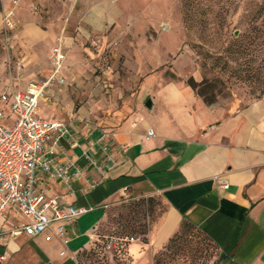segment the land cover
I'll return each instance as SVG.
<instances>
[{
  "label": "crops",
  "instance_id": "crops-1",
  "mask_svg": "<svg viewBox=\"0 0 264 264\" xmlns=\"http://www.w3.org/2000/svg\"><path fill=\"white\" fill-rule=\"evenodd\" d=\"M72 1L20 0L13 5L1 0L3 11L12 9L14 22L22 27L12 32L10 41V47L18 43L25 48L20 90L52 73L56 36L79 32L104 38L105 23L118 11L116 0H84L79 12L84 28H69L58 22ZM66 85L46 91L37 117L67 126L69 135L58 142L50 136L44 149L56 166L70 167L69 175L52 179L39 172L37 189L63 207L87 213L66 223L69 243L64 248L54 238L46 241L47 233L10 238L12 227L26 220L9 207L0 218V264H71L70 257L90 244L106 206L122 195L161 196L168 214L157 232V245L184 220L219 248L222 264H264V100L207 105L186 79L156 77L153 95L146 96L152 100L151 111L145 101L144 110L127 112L118 124L104 118L94 123L83 110L63 115L54 109L49 99H60Z\"/></svg>",
  "mask_w": 264,
  "mask_h": 264
},
{
  "label": "rangeland",
  "instance_id": "rangeland-1",
  "mask_svg": "<svg viewBox=\"0 0 264 264\" xmlns=\"http://www.w3.org/2000/svg\"><path fill=\"white\" fill-rule=\"evenodd\" d=\"M82 1L73 0L58 23L84 28ZM116 1L104 38L79 32L54 38L63 41L69 71L64 95L49 99L56 111L83 110L94 123L118 124L127 112L144 110L156 77L186 79L207 105L264 100V0ZM11 36L6 43L0 30V94L26 55L18 43L10 47ZM167 214L160 195H122L104 209L90 244L75 255L78 264H217L216 248L182 221L157 245Z\"/></svg>",
  "mask_w": 264,
  "mask_h": 264
},
{
  "label": "built area",
  "instance_id": "built-area-1",
  "mask_svg": "<svg viewBox=\"0 0 264 264\" xmlns=\"http://www.w3.org/2000/svg\"><path fill=\"white\" fill-rule=\"evenodd\" d=\"M20 0H13V5ZM16 29L13 10L3 11L0 30L4 41L9 42L10 34ZM66 52L62 39H57L51 51V72L45 79L30 81L25 90H20V74L24 71L21 61L16 65L13 82L0 94V218L9 207L16 209L26 223L14 226L8 232L10 238L25 235L40 236L45 240H58L67 248L66 223L87 213L75 206H61L56 199L47 198L37 189V174L42 172L50 178H64L69 175L70 167L60 168L45 153V144L50 136L58 142L69 135L67 126L59 121L44 120L37 117L39 101L45 98L46 91L53 86L65 84L62 73L66 69ZM16 84V86H15ZM154 136L152 130L147 138ZM226 189L227 184H221ZM66 251H61L64 256ZM71 264H78L75 256Z\"/></svg>",
  "mask_w": 264,
  "mask_h": 264
},
{
  "label": "trees",
  "instance_id": "trees-1",
  "mask_svg": "<svg viewBox=\"0 0 264 264\" xmlns=\"http://www.w3.org/2000/svg\"><path fill=\"white\" fill-rule=\"evenodd\" d=\"M189 85L191 86V87H193V89H194V84H192V81H190L189 82ZM182 223H183V226H187V227H190V228H194L195 230H197L199 233H201V235L203 236V237H205L207 240H209L210 241V243L216 248V250L218 251V259H217V264H222V262L224 261V255L220 252V250H219V248L203 233V232H201L200 230H198L197 228H196V226H194V225H192L191 223H189V222H187V221H182ZM176 235V234H175ZM175 235L174 236H172L169 240H168V243H167V245L165 246V250H169L173 245H174V243H175V240H177L176 239V237H175ZM83 250V249H82ZM81 250V251H82ZM78 253H79V251H78ZM77 253V254H78Z\"/></svg>",
  "mask_w": 264,
  "mask_h": 264
},
{
  "label": "water",
  "instance_id": "water-1",
  "mask_svg": "<svg viewBox=\"0 0 264 264\" xmlns=\"http://www.w3.org/2000/svg\"><path fill=\"white\" fill-rule=\"evenodd\" d=\"M152 107H153V104H152V100L151 99H148L145 103V108L148 110V111H151L152 110Z\"/></svg>",
  "mask_w": 264,
  "mask_h": 264
}]
</instances>
